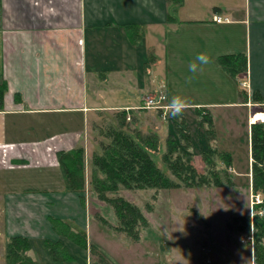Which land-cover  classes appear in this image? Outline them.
<instances>
[{"label": "crops", "instance_id": "crops-1", "mask_svg": "<svg viewBox=\"0 0 264 264\" xmlns=\"http://www.w3.org/2000/svg\"><path fill=\"white\" fill-rule=\"evenodd\" d=\"M129 29L143 30V39L141 34L134 42ZM144 50H152L151 64ZM202 52L210 62L189 72ZM242 53L247 71L234 77L218 58ZM159 75L167 105L180 95L190 108L228 114L222 133L231 141L223 149L232 156L231 183L246 182L250 192L251 126L254 115L264 114V0H0V85L8 86L0 108V173L9 174L0 176V262L7 263L9 239L20 235L31 240L27 253L37 264L69 261L55 262L48 240L60 241L70 254L78 246L85 252L82 264H92L88 189L93 157L101 153L92 128L104 112L143 109ZM20 116L35 118L34 137L16 134L13 119ZM244 134L248 165L242 167L236 147ZM77 148L84 149L86 165V190L80 193L66 189L58 160L59 151ZM6 154L11 157L4 165ZM32 167L47 175L26 185V179L13 181L14 169ZM55 219L85 235L89 248L68 238Z\"/></svg>", "mask_w": 264, "mask_h": 264}, {"label": "rangeland", "instance_id": "rangeland-1", "mask_svg": "<svg viewBox=\"0 0 264 264\" xmlns=\"http://www.w3.org/2000/svg\"><path fill=\"white\" fill-rule=\"evenodd\" d=\"M143 33V30L141 33L128 30V36L134 42L140 40V35ZM143 36L144 34L142 39ZM147 50H144V53L147 55L148 64H151L154 54L151 52L152 50ZM163 81V76L159 75L154 83L156 90H149L147 93L166 95L165 86L158 89L159 84ZM165 101L166 99L163 103L167 106ZM198 109L188 108L184 112L188 131L193 135V145L189 147L191 163L198 172V179L201 175H206L207 178L212 179L214 173L205 162L204 153L213 149L209 153L212 161L217 164H215L216 168L213 167V169L220 170L219 173L224 185L216 186L215 180L212 179L210 183H198L197 180L192 186L182 184L179 187L169 189L148 187L130 190L122 187L117 192H108L109 197L121 196L130 201L140 209L145 217L146 223L140 222V239L136 241L116 229L120 222H118L114 208L110 203L99 198L90 176L88 192L92 227L89 230V240L92 245L89 258L92 264H256L253 226H251L250 234L240 232L238 227L243 222H235L234 219L249 215L253 222L256 210L254 209L253 213L251 197L253 193L256 194L258 191H255L254 188L250 192L246 191V182L243 183L242 181L239 183L241 186L234 187L231 183L233 175L230 173L235 172L232 164L227 166L220 156L223 149L231 142L228 141V136L222 133L225 132L224 130L228 125V114L224 113L222 109L212 108L213 110L208 111L212 116L210 125L208 121L199 123L203 120V114L207 110L198 111ZM151 111L153 112L143 108L131 110L129 114L126 111L118 110L102 113L92 128L94 140H97L100 145L102 142L110 143L111 140L106 138V134L110 129L120 128L121 123L126 124L127 130H135L143 137L157 135L160 140L159 149L151 151L152 157L167 175L174 178L172 170L168 168L163 158L167 150V138L173 132V119L167 114V109L157 110L154 108ZM212 113H215L216 118H213ZM178 119L181 122L182 119L179 117ZM35 122V118H27V116L14 118L13 124L18 125L16 134L20 138L34 137V131L31 129ZM57 130H62V127L57 128ZM237 143L239 145L236 150L240 152L237 155V164L244 167L248 165L245 134ZM12 149L13 151L17 150L16 147ZM8 155L3 157L5 159H3L4 165L8 164ZM9 156L11 157V154ZM12 165L14 166V163ZM32 168L14 169L12 171L13 181L18 182L26 179V182H23V185H26L29 181H35L47 175L46 173L40 175L43 174L40 172L42 169ZM98 174L101 175L99 172ZM0 176H7L9 179L8 173H0ZM39 184L42 185L43 183ZM31 187L34 188L36 185ZM73 192L80 193V191ZM260 205L264 208V202ZM100 216L105 218L108 224L101 221ZM2 247H4L3 242L0 245V250ZM37 249L40 253L39 258L43 259V248L39 245ZM73 250L71 254H74L76 259H71L65 264H82L85 259V252L83 253V250H80L78 246L76 250L74 248ZM47 256L50 258L49 254ZM0 264L4 263L1 261Z\"/></svg>", "mask_w": 264, "mask_h": 264}, {"label": "trees", "instance_id": "trees-1", "mask_svg": "<svg viewBox=\"0 0 264 264\" xmlns=\"http://www.w3.org/2000/svg\"><path fill=\"white\" fill-rule=\"evenodd\" d=\"M220 65L226 68L232 76H238L247 71L248 59L245 54L222 55L218 58ZM8 89L6 82L0 85V108L3 105L4 95ZM257 94V93H256ZM258 95V96H257ZM256 98L262 99L257 94ZM206 110V109H198ZM202 116V115H200ZM170 118L171 115H169ZM203 121H208L211 125L212 116L206 111L203 114ZM172 118L173 132L167 138V150L163 155L164 162L172 170L174 178L167 175L156 163L152 157L151 151L159 149V138L157 135L152 137L142 136L137 131H129L126 124L121 123L120 128L110 129L106 138L110 143H101V153L95 154L92 160L93 175L92 184L101 200L112 205L115 215L120 222L116 229L124 232L133 240L140 239V222L145 224V217L140 209L124 197H109L108 192H117L120 188L125 189H143L158 188L169 189L179 187L182 184L192 186L198 180V183H210L215 180L216 186L224 185L221 174L214 170L216 162L212 161L207 151L204 160L214 173L212 179L201 175L198 179V172L191 163V152L189 147L193 145V135L188 131V123L185 121L184 113L181 117ZM207 132V131H206ZM209 132V130H208ZM207 132V133H208ZM252 157H253V184L255 191L264 194V123L256 122L251 126ZM186 142V143H183ZM184 151V153H181ZM176 154V155H175ZM222 160L227 166L232 164V156L228 152L220 154ZM58 160L64 175L66 189L68 191L86 190L85 176V151L83 148L73 150H61L58 153ZM216 164V165H215ZM98 172L101 174L99 175ZM262 205L255 206L256 214L252 219L249 215L236 217L235 222L242 221L243 224L238 227L240 232L251 233L254 229V252L256 264H264V216L258 214ZM101 221L108 224V221L102 216ZM253 224V225H252ZM54 226L64 232L68 238L76 242L81 248L88 249L89 244L85 235L74 231L66 222L55 219ZM49 253L55 262L67 261L74 257L70 254L67 247L61 243L48 240L46 242ZM32 247V242L25 236H12L6 245L7 264H37L29 255L28 251Z\"/></svg>", "mask_w": 264, "mask_h": 264}, {"label": "clouds", "instance_id": "clouds-1", "mask_svg": "<svg viewBox=\"0 0 264 264\" xmlns=\"http://www.w3.org/2000/svg\"><path fill=\"white\" fill-rule=\"evenodd\" d=\"M210 62V58L205 53H199L193 62L189 64V72L195 74L198 71L202 70L203 65H207ZM193 77H189V80H191ZM190 102L180 96L176 95L173 96L171 99V102L167 105V114L171 115L172 118H178L183 115V113L190 108Z\"/></svg>", "mask_w": 264, "mask_h": 264}, {"label": "built area", "instance_id": "built-area-1", "mask_svg": "<svg viewBox=\"0 0 264 264\" xmlns=\"http://www.w3.org/2000/svg\"><path fill=\"white\" fill-rule=\"evenodd\" d=\"M216 20L218 22H221V21H223V18L220 16H217ZM165 99H166V95H164L163 93L157 94V95H149L145 100L144 108H147V109H154L155 108L157 110H161V109L166 110L167 106H165V104L163 103V101ZM254 117H255L253 119L254 121L257 120L261 123H264V114H262V116H260L258 119H256L257 118L256 116H254ZM263 202H264V195L262 193L257 192L256 194H254V193L252 194V197H251V205L252 206L262 204ZM258 213L260 215H264V208H261Z\"/></svg>", "mask_w": 264, "mask_h": 264}, {"label": "bare ground", "instance_id": "bare-ground-1", "mask_svg": "<svg viewBox=\"0 0 264 264\" xmlns=\"http://www.w3.org/2000/svg\"><path fill=\"white\" fill-rule=\"evenodd\" d=\"M260 116H262V114H257V116H256V117H257V118H259ZM257 118H256V119H257Z\"/></svg>", "mask_w": 264, "mask_h": 264}]
</instances>
